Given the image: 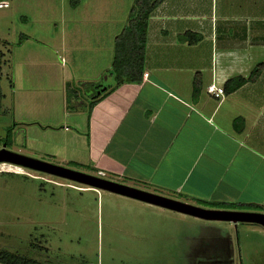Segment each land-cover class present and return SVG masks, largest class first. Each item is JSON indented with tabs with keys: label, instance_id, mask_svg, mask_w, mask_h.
Here are the masks:
<instances>
[{
	"label": "crops",
	"instance_id": "1",
	"mask_svg": "<svg viewBox=\"0 0 264 264\" xmlns=\"http://www.w3.org/2000/svg\"><path fill=\"white\" fill-rule=\"evenodd\" d=\"M88 10L58 20L52 45L16 54L14 68L24 67L31 82L53 78L55 68L64 70L58 108L46 112L44 124L34 121L41 125L45 147L29 154L185 203L201 206V201L204 208L255 205L261 209L235 211L264 213V69L232 94L208 93L209 86L225 88L264 63V0H166L150 19L148 78L118 88L110 75L114 55L107 58V41L115 42L126 17H111L110 25L102 12L96 16ZM187 31L202 41L181 43L179 36ZM60 53L67 56L66 65L64 57L58 62ZM197 74L201 90L194 96ZM69 83L80 92L74 104L91 102L95 91L83 87L90 83L104 86L98 95L105 96L92 109L82 103L70 112ZM238 118L244 119L242 131L234 126ZM139 202L164 219L180 214Z\"/></svg>",
	"mask_w": 264,
	"mask_h": 264
},
{
	"label": "rangeland",
	"instance_id": "2",
	"mask_svg": "<svg viewBox=\"0 0 264 264\" xmlns=\"http://www.w3.org/2000/svg\"><path fill=\"white\" fill-rule=\"evenodd\" d=\"M4 1L9 7L0 8V52L4 54L0 139L12 129L10 151L46 162L29 154L45 147L41 125L34 123L44 124L46 112L58 108L60 102L55 98L64 70L55 68L53 78L31 82L24 67L14 68L16 54L21 56L31 48L39 52V48L52 45L49 38L57 35L58 20L64 15L67 19L81 15L87 9L96 16L102 12L107 22L111 17L116 21L126 17L120 34L135 0L0 3ZM88 1L94 6L84 5ZM111 32L114 30L107 28L106 35ZM114 46L107 41L108 59L114 55ZM57 55L58 62L64 57L66 65L67 56ZM82 103L90 102L85 99L75 105ZM26 114L37 117L25 120ZM144 206L124 196L99 194L75 182L0 164V251L44 264H264V228L260 225L204 221L176 213L164 219Z\"/></svg>",
	"mask_w": 264,
	"mask_h": 264
},
{
	"label": "trees",
	"instance_id": "3",
	"mask_svg": "<svg viewBox=\"0 0 264 264\" xmlns=\"http://www.w3.org/2000/svg\"><path fill=\"white\" fill-rule=\"evenodd\" d=\"M166 0H135L134 6L129 13V19L127 25L122 32L115 38L114 56L111 66V76L115 80V87L118 88L124 84H136L140 83L144 76L146 51L148 42V32L150 19L154 12L165 2ZM25 39V38H23ZM202 36L198 33L187 31L179 36V40L183 44L194 45L202 41ZM8 45V44H6ZM4 54L0 52V73L2 71ZM264 69V63L259 64L254 71L248 76H238L229 80L225 85V93L232 94L238 91L241 87L251 81H255L259 74ZM92 88L95 91L91 94L92 100L88 105L89 109H92L105 94L98 95V92L102 90L104 86L98 84H87L83 87ZM201 90L200 75L197 74L193 80V94L198 96ZM67 110L76 111L80 106L75 105L73 102L77 101L80 97L79 90L72 84H67ZM4 95L0 83V112L2 108V102ZM234 126L237 130L242 131L244 129V119L238 118L234 121ZM12 129L8 130L6 138L0 139V147L6 145L7 148L13 146ZM14 175V174H10ZM198 204L205 205L204 202H198ZM217 209L224 210H260L259 206L255 205H234V204H219L212 206ZM0 261L6 264H44L37 262L33 259L27 258L22 255L14 254L8 251H0Z\"/></svg>",
	"mask_w": 264,
	"mask_h": 264
},
{
	"label": "water",
	"instance_id": "4",
	"mask_svg": "<svg viewBox=\"0 0 264 264\" xmlns=\"http://www.w3.org/2000/svg\"><path fill=\"white\" fill-rule=\"evenodd\" d=\"M7 163L24 169L48 174L57 178L75 182L88 188L107 191L116 195L131 198L150 205L168 209L186 216L204 221L256 224L264 228V213L208 209L185 203L172 198L160 196L125 184L114 182L100 176L59 166L50 162L30 158L10 151L6 145L0 149V164Z\"/></svg>",
	"mask_w": 264,
	"mask_h": 264
},
{
	"label": "built area",
	"instance_id": "5",
	"mask_svg": "<svg viewBox=\"0 0 264 264\" xmlns=\"http://www.w3.org/2000/svg\"><path fill=\"white\" fill-rule=\"evenodd\" d=\"M8 7H9L8 2L4 1V2H1V3H0V8H1V9L8 8ZM144 78H148V75L145 74V75H144ZM208 93H209L210 95H212L213 97H215V98H221V97L224 96V94H225V90H224V88H222V87H217L216 85L213 84V85L209 86V88H208ZM0 264H6V263L0 261Z\"/></svg>",
	"mask_w": 264,
	"mask_h": 264
},
{
	"label": "flooded vegetation",
	"instance_id": "6",
	"mask_svg": "<svg viewBox=\"0 0 264 264\" xmlns=\"http://www.w3.org/2000/svg\"><path fill=\"white\" fill-rule=\"evenodd\" d=\"M94 175H95V176H100V174H99V173H95ZM107 179H108V178H107Z\"/></svg>",
	"mask_w": 264,
	"mask_h": 264
},
{
	"label": "bare ground",
	"instance_id": "7",
	"mask_svg": "<svg viewBox=\"0 0 264 264\" xmlns=\"http://www.w3.org/2000/svg\"><path fill=\"white\" fill-rule=\"evenodd\" d=\"M2 164H7V163H2ZM11 165V164H10ZM22 168V167H21Z\"/></svg>",
	"mask_w": 264,
	"mask_h": 264
},
{
	"label": "clouds",
	"instance_id": "8",
	"mask_svg": "<svg viewBox=\"0 0 264 264\" xmlns=\"http://www.w3.org/2000/svg\"><path fill=\"white\" fill-rule=\"evenodd\" d=\"M100 177H103L102 175H100ZM104 178V177H103Z\"/></svg>",
	"mask_w": 264,
	"mask_h": 264
}]
</instances>
